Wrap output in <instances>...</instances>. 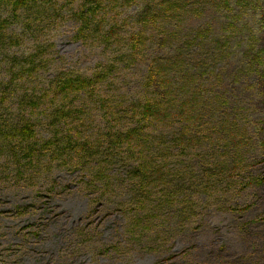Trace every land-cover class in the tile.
Segmentation results:
<instances>
[{
  "label": "rangeland",
  "instance_id": "1",
  "mask_svg": "<svg viewBox=\"0 0 264 264\" xmlns=\"http://www.w3.org/2000/svg\"><path fill=\"white\" fill-rule=\"evenodd\" d=\"M192 4L180 27L165 17L150 24L147 56L126 66L120 59L127 31L140 24L133 19L140 7L147 9L144 0L108 10L107 23L123 27L120 43L79 38L75 0H40L29 17L0 12L11 26L0 39V83L16 74L0 110L18 93H40L59 72L88 76L111 65L116 80L108 83L110 95L130 102L149 91L142 84L146 61L154 55L171 61L190 41L185 64L196 66L192 89L210 99L202 106L212 113L206 126L234 139L232 154L240 151L246 159L226 176L202 180L207 189L176 205L161 206L162 190H152L139 215L119 189L104 194L85 173L54 166L19 178L0 157V264H264V0ZM95 104L90 118L96 129L107 120L100 99ZM195 149L183 159L198 157ZM203 152L202 159L216 154Z\"/></svg>",
  "mask_w": 264,
  "mask_h": 264
},
{
  "label": "trees",
  "instance_id": "2",
  "mask_svg": "<svg viewBox=\"0 0 264 264\" xmlns=\"http://www.w3.org/2000/svg\"><path fill=\"white\" fill-rule=\"evenodd\" d=\"M39 1L0 0V12L8 10L14 17H29ZM75 1L78 5L73 16L79 23V38H100L107 43L116 38L120 43L119 29L123 27L120 23H107L108 10L136 0ZM194 1L144 0L147 9L141 11L140 7L135 13L133 20L140 24L136 30L127 31L123 48L126 52L119 57L125 66L129 62L137 65L141 57L147 56L150 24L165 17L180 27L181 17L196 6ZM219 2L229 5L230 0ZM147 11L154 13L149 16ZM10 27L7 20H0L1 40L9 35ZM189 44L190 41L181 44L171 61L156 59L155 55L148 59L142 84L149 91L130 102L110 95L108 83L116 80L110 73L112 65L109 69L100 66L88 76L59 72L40 93L15 91L18 94L12 97L11 104L0 110L1 159L16 168L19 178L33 176L34 171L42 173L45 167L53 171L54 166L85 173L89 185L104 194L112 187L119 189L124 203L133 206L139 215L141 205L148 203L156 188L162 190L157 200L161 206L176 205L180 198H192L199 188L207 189L209 185H203L202 180L209 181L215 174L219 178L226 176L222 173L236 171L246 159L240 151L232 154L234 139L220 135L215 125L206 126L205 120L209 122L212 113L208 114L202 106H208L210 99L203 101L200 90L190 86L197 74L196 66L186 65L189 58L184 47ZM15 82L16 74L0 83V104L6 102L10 96L8 88ZM179 89L187 94L179 93ZM97 98L107 121L103 126L100 121L95 129L90 117L99 108L95 104ZM216 106L210 107L216 110ZM192 146L198 157L183 159ZM203 150L216 154L202 159L199 155H204Z\"/></svg>",
  "mask_w": 264,
  "mask_h": 264
}]
</instances>
